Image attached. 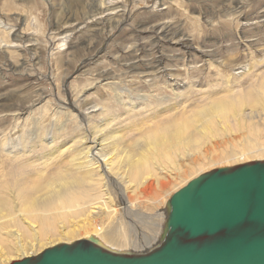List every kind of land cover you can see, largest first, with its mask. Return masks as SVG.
Wrapping results in <instances>:
<instances>
[{
    "label": "rangeland",
    "instance_id": "obj_1",
    "mask_svg": "<svg viewBox=\"0 0 264 264\" xmlns=\"http://www.w3.org/2000/svg\"><path fill=\"white\" fill-rule=\"evenodd\" d=\"M0 23V205L12 217L0 219L7 229L0 227V255L16 245L35 244V237L8 233L25 227L17 216V175L24 167L29 175H44L50 196L55 195L51 182L64 176L71 182L68 195L76 201L82 197L81 204L103 199L115 211L110 219L95 220L119 232V244L112 248L141 253L164 237L170 197L188 181L215 167L264 159V109L249 101L239 121L231 115L226 123L214 118L212 139L194 144L181 160L180 145H148L173 134L176 122L193 120L217 98L237 102L264 96V0H0ZM200 126L188 132L197 134ZM98 130L111 136L105 147L115 153L114 161L142 156L141 166L168 187L155 184L146 194L129 187L127 211L117 186L124 181L118 167L84 176L66 147L44 161L43 155L63 142L77 146L81 135L94 150ZM176 161L182 164L180 174L169 167ZM160 163L179 177L173 180ZM78 177L83 180L75 189ZM89 188L93 197L86 200ZM72 217L61 215L54 222L72 228L81 220ZM81 238L87 237H50L43 248L27 249L28 255Z\"/></svg>",
    "mask_w": 264,
    "mask_h": 264
},
{
    "label": "water",
    "instance_id": "obj_2",
    "mask_svg": "<svg viewBox=\"0 0 264 264\" xmlns=\"http://www.w3.org/2000/svg\"><path fill=\"white\" fill-rule=\"evenodd\" d=\"M166 232L141 253L58 242L7 264H264V159L200 173L169 200Z\"/></svg>",
    "mask_w": 264,
    "mask_h": 264
},
{
    "label": "bare ground",
    "instance_id": "obj_3",
    "mask_svg": "<svg viewBox=\"0 0 264 264\" xmlns=\"http://www.w3.org/2000/svg\"><path fill=\"white\" fill-rule=\"evenodd\" d=\"M0 25H2V23H0ZM8 28H9V32H11L12 28L11 27ZM211 98H212L211 100H215V97H211ZM217 99L216 101H212L206 107H203L199 111H197L194 115L193 120L188 119V120H184L183 122H176L178 127L174 128L173 134L168 135L167 138L162 137L159 142L150 141L148 145L151 146L154 145V147H159L161 145L167 144V146H169L168 149H170V147L173 145L174 146L180 145L182 150L179 151L177 156L179 160H181L182 157L183 158L185 157V154L190 153L189 148L194 146V144L198 145L197 143H199L200 140L205 139L208 142L207 139L210 138L212 139V134L216 132L211 126L214 118L219 119L224 123H226L225 118L231 115L232 117L238 119L239 121L241 118V112L243 111L242 107L246 101H249L250 104L253 103L254 105H261V108L264 109V96L258 97L253 101L248 100L247 98L246 100L244 98H240L238 99L237 102L233 100L226 101L224 99H218V100ZM237 104H238V111L234 112ZM175 109L176 106L173 105V110ZM150 117L151 115L148 117V119ZM110 121L111 119L110 120L105 119V122L107 123ZM198 122L201 123L199 132L197 134H194L193 132L189 133L188 129L195 126V124ZM93 128H96V126H93ZM96 133H97L96 138H92L93 142L97 146L94 150H91L92 147L90 146L88 141L85 140V136L81 135L79 137V140L74 141V143H76L77 146L75 147L67 146L66 145L67 142H63L61 145L57 147H53L54 149L51 150V152L49 151L47 154H45L47 157L43 155L44 161L49 160L51 158H55L56 153L57 156H60L62 152H59L58 150H63L66 147V150L74 151V155H71V157L76 156V159L78 160L76 164L78 168H81L83 170L84 176L92 175L94 172L101 176L105 172H111L113 167H118L119 168L118 175H120V177L124 181L123 184L122 183L117 184L116 182L115 185L117 184V186L119 187V190L123 198L122 200L123 207L127 211H131V207H132V202L128 199L129 187L139 188V190H141L145 194L149 193L155 184H158L161 190H164L166 187H168L167 182L159 179L156 176V174H151V172L146 171L141 166V161L143 159L142 156L135 160L131 158L130 155H126L122 163L114 161L116 157L115 153L113 151H107L105 147V144L109 140L106 139L110 138L111 136L105 137L102 134V132L99 130ZM119 133L120 132H117L116 134ZM186 133L188 136L183 138V136ZM54 140H55L54 138H51L48 143L50 144L51 142V144H53L52 142H54ZM110 141H112L113 143L116 141V139ZM182 151L183 154H181ZM36 162H38V160H33L31 164L33 166L39 165V163ZM159 165H161V169L164 170L165 173L173 176L171 171L165 168V165H162L161 163ZM181 166L182 164L179 161L175 162V166H173V164L169 165L171 170L177 168L179 172L178 174H180L182 171V170L180 171ZM32 167L30 169H33ZM22 169H23L22 172H20L17 175L18 176L17 178H19L18 184L20 183V185H18L19 188L18 193H19V198L21 199L19 205V212L17 213V216H18V220L22 224H24L25 227L24 230H9L8 233L15 235L17 238H21L23 236H29V235L31 237H35V244L29 243L25 245L20 244L14 246L13 248L9 249V251H6V253L0 255V264L7 263L11 258L17 255H21L22 257L27 256L28 255L27 249L33 250L34 246L43 248L47 244L45 241H47L50 237H55L56 240L59 239L69 240V236L81 235L83 237H87V238L90 237L92 239H96L105 247L115 251L112 248L113 247L112 245L119 244V241L117 240V237L119 236V232L115 231V233H112L111 230L109 229L108 231L107 229H103L105 224L102 223L100 224L98 222L99 223L98 225L96 223V220L99 221L100 219H104V218L106 219V217L108 216H109L108 219H110V217L112 218V213L115 211L114 208L108 206L106 202L103 201V199L97 198V196L93 198V200L87 201V204H85V202L81 204V201H84L82 197H80V199L76 201L73 195L71 196L68 195L67 187L71 184V182L69 181V179L65 178L64 176H59V178L51 182V184L55 185L54 190L52 191L51 194H55V195L50 196L44 182L41 181L44 175L40 173V171H37V173H31L29 175L28 168L24 167ZM184 171L185 169H183V172ZM178 174L173 176V180H175ZM178 177L179 176H177V178ZM82 180H83L82 177L73 179L75 189H78L80 185V181ZM89 181L97 182L96 179H89ZM106 185L107 184L104 182L102 188L106 187ZM28 191H34L37 195L28 196L27 193ZM66 191L67 193H65ZM90 191H92V188L85 190L83 195L84 199L86 200L90 198L92 199L93 196L89 193ZM11 194L13 195V190H11ZM50 208H53L55 212L51 211ZM65 214H67L69 218L71 214H73L72 219L79 217L81 218V220H75L76 223L71 224L72 228L67 229L63 224L57 226L54 220L60 218L61 215H65ZM11 218L12 217L10 212H8V210H5L3 205H0V219L8 221ZM93 220L95 221L93 222ZM59 221H63V220L61 219ZM53 224H55V226L50 227ZM0 227H2L1 230H7L4 226L1 225V223H0ZM102 240L106 241L105 242L106 244ZM135 243H141V242L136 241ZM131 244L134 249L140 250L139 247L141 245L139 247H135L133 245L134 242L132 241ZM122 245H124V243H122ZM147 247H149V245Z\"/></svg>",
    "mask_w": 264,
    "mask_h": 264
}]
</instances>
